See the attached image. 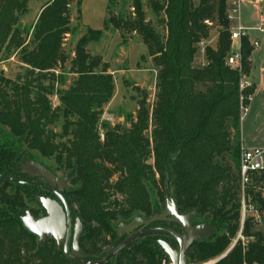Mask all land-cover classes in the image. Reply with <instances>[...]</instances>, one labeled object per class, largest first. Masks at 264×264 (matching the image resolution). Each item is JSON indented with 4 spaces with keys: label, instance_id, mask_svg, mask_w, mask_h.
Wrapping results in <instances>:
<instances>
[{
    "label": "trees",
    "instance_id": "trees-1",
    "mask_svg": "<svg viewBox=\"0 0 264 264\" xmlns=\"http://www.w3.org/2000/svg\"><path fill=\"white\" fill-rule=\"evenodd\" d=\"M28 2L0 0V59L13 51L24 66L14 79L0 72V174L25 180L20 166L34 160L68 176L63 196L82 223L78 244L88 254L114 248L126 238L118 234L120 223L160 214L171 198L180 214L193 212L192 225L216 227L209 238L188 247L186 263L221 256L239 228V125L255 90L252 84L240 88L250 67L245 37L241 69L226 62L231 49L227 0H147L154 21L146 18L142 0H132L130 15L113 14L109 0L103 29L85 28L71 58L63 46L76 29L72 0H49L25 31L19 18ZM76 3L80 20V0ZM213 24L219 27L216 42L204 46L203 61L195 63L198 45ZM107 29L117 30L122 43L130 34L140 37L156 69V92L150 106L141 93L127 125L103 124L100 132L114 79L109 63L87 45ZM66 63L74 76L70 82L63 76ZM52 95L58 98L54 107ZM257 183L264 188V173ZM40 193L33 185L0 179V264H80L66 258L55 240L37 245L23 226L27 210L34 217L35 208L41 211L35 199ZM253 201L264 211L259 193ZM150 226L182 231L167 219ZM243 235L252 240L244 246L237 241L212 264H264V231L245 221ZM158 240L178 246L169 235L145 234L104 264H170Z\"/></svg>",
    "mask_w": 264,
    "mask_h": 264
},
{
    "label": "rangeland",
    "instance_id": "rangeland-1",
    "mask_svg": "<svg viewBox=\"0 0 264 264\" xmlns=\"http://www.w3.org/2000/svg\"><path fill=\"white\" fill-rule=\"evenodd\" d=\"M49 0H29L28 9L25 14L19 18V27L22 30L29 29L43 5ZM110 9L115 15H130L132 12L131 3L132 0H111ZM233 3L236 0H232ZM230 1V2H232ZM77 0H72L70 3V18L71 23L75 26V32L69 35L64 40V50L66 54L71 58L73 56V49L78 38L85 32V27L81 24V21L77 18ZM143 8L146 13V18L154 21L155 18L148 7L147 0H142ZM85 7H92V5L85 1ZM228 4V1H227ZM109 0H107V6ZM106 15V11L104 12ZM233 18H230V31H233L235 27L241 26L244 28V36L248 39L250 44V51L248 56L249 72L242 77L243 84H252L255 86V90L251 95L249 105L246 110L241 113L239 132L240 140L243 144L250 147H264V0H237V9L232 12ZM218 25L213 24L210 35L207 40L198 45V52L196 54L195 63L203 61V48L206 45L214 46L216 42ZM105 40L98 42H91L87 47V50L94 55L104 53L109 35L107 34ZM240 39L233 41L231 50L227 54L226 62L231 53H241L240 51ZM121 47L114 51L111 60L109 62V71L114 79L113 95L109 102L103 107V112L100 117V132L103 130V124L112 126L114 124H126L130 118L135 117L137 110V102L141 99V93H146L147 106H150L154 99L156 92V69L153 66L150 58L146 54V48L141 42V39L136 34H130L126 36V40L122 43ZM131 42L138 47V53L136 55V62L134 58L132 61L129 59L130 48L128 43ZM140 55L144 57L140 59ZM130 63V64H129ZM69 64H65V73L63 76L70 82L73 79V75L67 73ZM24 66L21 65L18 59V55L13 51L9 53H3L0 59V72L2 75L9 79H14L19 73L23 71ZM55 71V75H57ZM56 87H60L56 84ZM52 106L54 107L58 103L56 95L50 96ZM55 132L59 131V126L53 127ZM236 140V139H235ZM234 140V143H235ZM240 152V150H239ZM228 161L231 160V154L227 156ZM50 163L49 161H46ZM30 206H33L30 204ZM255 230L264 231V222L261 226L254 228ZM232 243V241H231ZM231 245V244H230ZM227 249L218 258L210 259L200 264H212L220 257L225 255L229 249ZM178 250L177 248H173ZM186 261V260H185ZM189 264V263H186Z\"/></svg>",
    "mask_w": 264,
    "mask_h": 264
},
{
    "label": "water",
    "instance_id": "water-1",
    "mask_svg": "<svg viewBox=\"0 0 264 264\" xmlns=\"http://www.w3.org/2000/svg\"><path fill=\"white\" fill-rule=\"evenodd\" d=\"M244 57L247 56V52L244 53ZM22 173L28 174L31 177H40L43 182L50 185L58 183L61 179L53 174L49 169L45 168L42 164L37 161L29 160L25 162L21 168ZM0 179L9 182L23 184V185H33L40 188H45L43 185L36 181H26L16 179L10 176H5L0 174ZM48 189V188H47ZM57 197L61 200L62 207L56 201L36 197L39 205L45 210L46 214L43 217L34 219L29 211L25 212V215L21 218L23 226L26 230L37 238V245H42L49 240H56L58 242H64L62 247V252L66 258L69 260L80 263V264H104L114 257L118 252H120L125 247L129 246L138 237L148 233H162L171 236L175 239L178 244V250L173 249L168 243L163 240H158L160 248L168 256L170 264H186L185 252L188 247L197 240H203L209 238L212 233L216 230L213 225H208L206 223L191 224V218L193 212H188L185 214H180L171 198H167V209L160 214L153 215L149 218H143L140 216H135L128 223H120L117 227L118 234L121 231L130 232L137 228L138 226H147L156 220L161 219H171L172 221L180 224L183 234H176L175 232L166 228H150L145 230H136L123 239L114 248H109L104 251L105 255L101 259L90 260V258H95L84 253L78 246V238L82 231V223L76 218L75 219V229L72 238V244L69 248L70 240V230H71V217L70 210L67 202L59 193L54 192ZM58 248H60L58 246Z\"/></svg>",
    "mask_w": 264,
    "mask_h": 264
},
{
    "label": "built area",
    "instance_id": "built-area-1",
    "mask_svg": "<svg viewBox=\"0 0 264 264\" xmlns=\"http://www.w3.org/2000/svg\"><path fill=\"white\" fill-rule=\"evenodd\" d=\"M228 1L227 17L233 18L232 12L237 9V0L233 3L232 0ZM232 1V2H230ZM244 28L241 26L235 27L230 33L231 46L233 41L238 40L244 36ZM228 65L234 69H241V53H231L228 59ZM249 84L240 83V88L248 86ZM251 97H249L250 99ZM246 108L244 109V111ZM264 173V147H243L240 144L239 152V164H238V184H239V197H240V208H239V228L232 239L230 248L237 242L240 241L242 246L246 245L252 237H245L243 235V227L245 221H250L253 228L259 227L264 222V211L259 209L256 202L253 201V194L259 193V196L264 198V188L257 183V180ZM165 264V261H162Z\"/></svg>",
    "mask_w": 264,
    "mask_h": 264
},
{
    "label": "crops",
    "instance_id": "crops-1",
    "mask_svg": "<svg viewBox=\"0 0 264 264\" xmlns=\"http://www.w3.org/2000/svg\"><path fill=\"white\" fill-rule=\"evenodd\" d=\"M85 1H88L92 5V7L88 6L86 8L85 3H84ZM106 8H107V0H80L81 24L85 28H91L93 30H102L103 24H104V18H105L104 12L106 11ZM107 34L109 35V37H108V41L106 44V49H105L104 53L100 54V56L102 57V60L104 62L109 63L114 51L117 50V48L122 49V47L120 45L121 44V36L117 30L116 31H112L110 29L105 30L103 33L104 36L100 40H102L103 38H104L103 40H105V38H107L106 37ZM96 42H98V41H96ZM89 45H90V43L87 45V47ZM128 48H130L129 59H130V61H132V58H134L133 61L135 63L136 62V55L138 53V47L135 44L129 42ZM240 144L243 147L245 146L243 144L242 140H240Z\"/></svg>",
    "mask_w": 264,
    "mask_h": 264
},
{
    "label": "flooded vegetation",
    "instance_id": "flooded-vegetation-1",
    "mask_svg": "<svg viewBox=\"0 0 264 264\" xmlns=\"http://www.w3.org/2000/svg\"><path fill=\"white\" fill-rule=\"evenodd\" d=\"M27 162V161H26ZM25 163V162H24ZM23 163V164H24ZM23 164H21V166L23 165ZM41 164V163H40ZM43 165V164H42ZM21 166H20V168H21ZM44 166V165H43ZM45 168H47L46 166H44ZM48 169V168H47ZM53 174H55L57 177H59V178H61V179H63V178H65V180L63 181V180H61L60 182H59V184L58 183H54L53 185H50V184H48V183H46V182H43L42 181V179L40 178V177H31V176H29L28 174H25V173H22L25 177H26V181H36V182H38V183H40L41 185H43L45 188H40V187H37V186H35V187H37L38 189H40V191H41V193L40 194H37L36 196H35V199H36V197H38V196H40V197H43V198H47V199H50V200H53V201H56L58 204H59V206H61L62 207V203H61V200L57 197V195L54 193V192H57V193H59L61 196H63V193L66 191V190H68L69 189V179H68V176H66V175H64V174H61L59 171H54V170H51V169H49ZM48 188V189H47ZM63 198H64V196H63ZM65 199V198H64ZM37 201V200H36ZM66 201V200H65ZM38 203V202H37ZM39 204V203H38ZM68 205V204H67ZM40 206V205H39ZM32 208H35L34 206H31ZM40 208H41V211H39V210H37V208H35V214H36V217H34V216H32L34 219H37V218H40V217H43L45 214H46V212H45V210L40 206ZM167 209V200H166V202H165V207H164V210L163 211H165ZM70 210V209H69ZM27 211H29V210H27ZM29 213H30V211H29ZM70 217H71V230H70V240H69V248L71 247V244H72V238H73V235H74V229H75V219H76V217H74L73 215H72V213H71V210H70ZM168 221H171L172 223H176V222H174V221H172L171 219H167ZM178 224V223H177ZM180 225V224H179ZM150 228H159V227H151L150 225H147V226H138L137 228H135L134 230H132V231H130V232H125V231H121V235L123 234V233H125L126 234V237L128 236V235H130L132 232H134V231H136V230H145V229H150ZM161 228H163V227H161ZM181 228V227H180ZM82 229H83V227H82ZM167 229V228H166ZM81 233H82V231H81ZM81 233H80V235H81ZM148 234H156V233H148ZM159 234H162V233H159ZM180 234H183V230L180 232ZM80 235H79V237H80ZM145 235V234H144ZM144 235H141V236H144ZM140 236V237H141ZM125 239V238H124ZM78 242H79V238H78ZM55 243H56V246H57V248H58V246L62 249V247H63V243L64 242H58L57 243V241L55 240ZM78 246H79V244H78ZM80 248V247H79ZM81 249V248H80ZM106 249H109V248H106ZM106 249H104L102 252H100L99 254H88V253H86V252H84L83 250V252L84 253H86L87 255H89V256H93V257H95V258H90V260H97V259H101V258H103L104 257V255H105V253H104V251L106 250Z\"/></svg>",
    "mask_w": 264,
    "mask_h": 264
}]
</instances>
